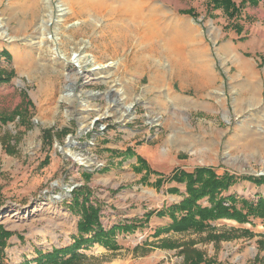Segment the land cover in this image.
<instances>
[{"label": "rangeland", "instance_id": "1", "mask_svg": "<svg viewBox=\"0 0 264 264\" xmlns=\"http://www.w3.org/2000/svg\"><path fill=\"white\" fill-rule=\"evenodd\" d=\"M101 1L0 0V51L11 53L0 68L14 71L0 84V116L10 117L0 124V224L13 232L6 248L11 264L73 242L80 216L68 205L81 185L102 205L105 227L143 221L147 211L181 198L163 178L122 176V163L106 159L125 144L148 146L158 170L209 166L240 178L264 175V0L248 4L235 21L208 0ZM129 2L145 8L134 14ZM62 3L72 8L65 15ZM153 8L161 19L152 31L146 15ZM167 36L177 37L186 66L163 48ZM74 52L85 55L83 66L72 60ZM69 78L76 93L70 101L61 99ZM23 101L27 108L16 115ZM132 103L135 118L125 120L121 111ZM2 137L14 153L5 151ZM64 148L92 163H79ZM234 193L255 199L264 185L241 179L226 195ZM169 221L153 215L117 236L120 249L94 244L79 264H185L182 246L159 247L162 237L193 244L212 264H264L260 219L254 227L216 222L215 233L233 236L221 240L207 232L156 236ZM240 226L253 234L231 231Z\"/></svg>", "mask_w": 264, "mask_h": 264}, {"label": "trees", "instance_id": "2", "mask_svg": "<svg viewBox=\"0 0 264 264\" xmlns=\"http://www.w3.org/2000/svg\"><path fill=\"white\" fill-rule=\"evenodd\" d=\"M212 9H221L230 20H238L243 10L248 4L258 5V0H208ZM237 29L240 26L235 24ZM4 58L11 60V53L7 49L0 51V60ZM14 76L13 70L0 68V84L9 83ZM27 108V102L23 101L14 113L20 115ZM22 116V115H21ZM10 117L0 116V124L7 122ZM45 137L52 138L51 129L44 131ZM3 148L9 154L15 152L6 137H2ZM89 176V175H87ZM179 183H186V195L178 203L164 205L160 209L147 211L143 221H121L110 227H105L102 223V205L97 200L92 199V191L85 184L76 187L72 191V199L68 207L80 216L78 220V233L73 238V242L63 247H53L52 250L43 252L39 250L36 259H25L18 264H79L87 255L83 251L89 250L94 244H99L111 250L120 249L117 236L124 233H132L139 226L150 219L151 216L169 217L171 222L155 231L156 236L163 233H208V237L213 240L232 239L230 233L217 234L215 231L221 220H232L240 225L250 224L255 226V220L260 219L264 226V195L258 194L255 199L228 194L229 189L238 184L241 179L254 183L257 186L264 185V175L238 177L230 172L219 174L215 168L200 166L193 171L178 170L171 178ZM163 180L158 179L157 184ZM174 191V190H173ZM242 232L243 234H253L248 227H232L231 231ZM13 232L0 224V264H11L6 261V248ZM263 239L258 240V244L264 247ZM158 243L162 248L181 247L180 252L184 255L185 264H212L207 260L204 253L193 244H175L169 237H162Z\"/></svg>", "mask_w": 264, "mask_h": 264}, {"label": "bare ground", "instance_id": "3", "mask_svg": "<svg viewBox=\"0 0 264 264\" xmlns=\"http://www.w3.org/2000/svg\"><path fill=\"white\" fill-rule=\"evenodd\" d=\"M44 2L47 3V4H49L50 3V0H44ZM95 2H96L95 4H98V3H101L102 1L101 0H99V1L98 0H95ZM140 3H138V2L137 3H131V2H129V4H128L129 11H131L132 13L138 15V13L140 11H142L143 8H145L144 7V4H142V3L140 4ZM59 9L61 11H63V15H65V12L67 13L68 11H71L72 10V8L66 6V4H64V3H62V4L59 5ZM160 15H161V12H159V10H157L156 8L150 9L149 10V13L146 15V17H148V25L151 26V30L152 31L154 30L153 27H152V25L154 26L155 24H157L158 19L159 18L161 19V16ZM157 16H158V18H155ZM3 33L4 32H1L0 33V37H2ZM176 40H177V37L176 38H171V37H168L167 36V38H164L165 44H164L163 48L171 55V57L173 58L172 60H173L174 63H179L182 66H186L187 64L184 62V60L186 58V55H185L184 51H182V49H181L182 47L179 48V47H175L177 45L174 46V43H175ZM84 57H85V55H82L79 52H74L73 53L72 60L75 61V62H77L79 64V66H83V64L85 62L83 60ZM235 63H237L239 69L240 68L243 69V70L245 69V62L243 60H241L240 58H237L236 57L235 58ZM243 70H241V71H243ZM67 80L69 81V83L66 84V87H65V89H64V91H63V93L61 95V99H63V100H69L70 101V100H73L74 99V97L76 96V93H75V91H74L75 89L73 87V84H74L73 80L70 79V78L67 79ZM70 81H72V83ZM252 86H256V84H254ZM255 89H253V93L255 92ZM83 106H87V104H83ZM132 107H133V103L127 105L126 106V109L123 110V111H121V115H122L123 118L125 117V120H131V119L135 118V114H133L131 112ZM83 126L84 125H82V128H83ZM85 126H86V128H89L90 125H85ZM63 150H64V152H66L67 154H69L71 157H73L75 160H77L79 163H81L83 165H86L87 166V165H89V164L92 163V159L89 158L88 156L84 155V154H80V153L73 152L69 148H64Z\"/></svg>", "mask_w": 264, "mask_h": 264}, {"label": "crops", "instance_id": "4", "mask_svg": "<svg viewBox=\"0 0 264 264\" xmlns=\"http://www.w3.org/2000/svg\"><path fill=\"white\" fill-rule=\"evenodd\" d=\"M125 145L120 147V149L116 152L115 157H113L114 155L113 153H108L107 156L112 155L113 158L106 159L107 161H115L116 164H119L120 162L122 163V169H119V171L122 173V176L130 177L132 178L131 180L133 179L139 180L144 175H148L149 180L151 182H154L157 178H163V180L167 181L166 184L170 183L171 187H173L176 191H178L177 188H179V193H181L180 194L181 198L178 201L173 202V203H178L180 200L183 199V197L186 195V183H179L171 179L175 172L183 169L182 167L181 168L174 167L171 169L170 172H167L164 170H158L151 163L150 159L153 153L148 146L141 145V148H140V145L139 144L136 145L135 143H129L126 145V147ZM128 147L129 149H132L135 152L134 156H131V154H129V151H126ZM138 161H140V163ZM173 203H170V204L166 203V205H171ZM169 220L170 221L166 225H168L171 222L170 218Z\"/></svg>", "mask_w": 264, "mask_h": 264}]
</instances>
